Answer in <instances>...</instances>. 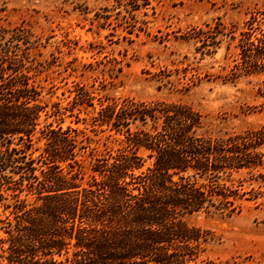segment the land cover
<instances>
[{
  "label": "trees",
  "instance_id": "16d2710c",
  "mask_svg": "<svg viewBox=\"0 0 264 264\" xmlns=\"http://www.w3.org/2000/svg\"><path fill=\"white\" fill-rule=\"evenodd\" d=\"M25 33L0 35V207L11 209L0 219V264H199L210 233L184 218L232 217L260 197L264 127L211 136L201 132L202 116L190 106L105 97L92 126L123 148L91 152L87 170L78 158L87 139L49 123L35 156L40 118L48 112L30 84L27 53L16 51V42L29 44ZM188 38L201 44L202 56L215 54L227 38V50H235L227 78L262 76L264 91V7L238 33L218 20ZM75 93V107H94L93 92L77 87ZM53 107L51 117H60Z\"/></svg>",
  "mask_w": 264,
  "mask_h": 264
},
{
  "label": "rangeland",
  "instance_id": "374dc122",
  "mask_svg": "<svg viewBox=\"0 0 264 264\" xmlns=\"http://www.w3.org/2000/svg\"><path fill=\"white\" fill-rule=\"evenodd\" d=\"M263 7L264 0H0V35L26 32L29 44L16 42V51L27 53L30 84L47 105L35 135V156L44 148L40 131L49 123L87 139L88 148L78 157L87 170L92 155L123 148L92 126L105 97L190 106L202 116L201 132L211 136L263 128V77L229 80L235 54L233 47L227 50L229 40L223 38L215 54L202 56L201 44L188 38L193 29L218 20L238 33L249 14ZM77 87L93 92L94 107L74 106ZM54 105L60 117H51ZM140 155L147 158L144 151ZM149 165L147 160L144 169ZM255 192L260 197L245 201L232 217L184 218L189 227L210 233L199 264H264V186L256 185ZM10 211L1 205L0 219Z\"/></svg>",
  "mask_w": 264,
  "mask_h": 264
}]
</instances>
